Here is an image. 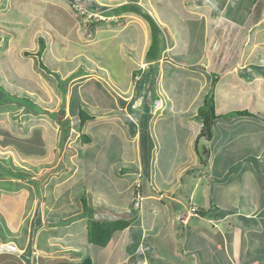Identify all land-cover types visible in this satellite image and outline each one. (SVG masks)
Listing matches in <instances>:
<instances>
[{
	"label": "crops",
	"instance_id": "1",
	"mask_svg": "<svg viewBox=\"0 0 264 264\" xmlns=\"http://www.w3.org/2000/svg\"><path fill=\"white\" fill-rule=\"evenodd\" d=\"M93 1L95 0L87 2L88 10L92 8L90 6L97 9V3ZM175 1L177 9L173 8L174 0L171 4L165 0H146L149 6L152 5L148 8L151 14L147 15L154 22V17L159 20V25L155 22L158 29H166V43L158 52H165L169 47L173 57L161 63L163 67H160L158 81L156 78L158 94H167L170 97L158 98L163 106L157 107V110L154 108L152 115H162L166 101H178L180 97L185 99L183 96L186 94L179 93V90L176 97L174 92L168 94L171 90L170 84L176 81L173 73L167 72L170 69L168 66L175 63L192 69L196 74L192 79H196L194 83L198 85L187 99L191 104L193 118L185 123L192 139L188 136L187 142L181 148H186L191 154L200 149L201 157L194 159V168L199 171H183L177 178H170V181L164 175H160V178L159 174L155 176L156 171L151 166L154 164L151 160L156 150L155 136L150 125L153 118L148 115L145 121L143 115L138 120L134 115L136 111L129 107L135 99H132L133 93H129L133 90L129 86L135 82L133 74L140 67L138 61L133 62L127 58L124 65L117 66L111 64L113 58L109 61L85 59V51L70 43L67 53L65 49L60 55L62 51L58 49L54 52V47L50 48L44 40L45 37L41 36L46 43L43 52L45 63L48 66L49 62L54 63L53 68L56 70L63 64V67L76 68V72L81 69L85 71L82 74L73 72L71 77L98 76L93 82L97 92L89 96L90 93L83 87L70 89L72 92L69 94L75 100L76 108L85 104L87 109H91V118L87 120V126L81 133L80 144H75L77 149L79 146L82 157L74 156L75 161L67 159L72 170L66 168V179L48 181L31 177L28 173L25 179L0 176V238L4 243L7 242L4 247L7 252L5 255V250L0 252V260L4 256L8 259L15 255L20 257L19 264L79 262L86 257L91 258L94 264H264V110L248 109L258 97L262 96L264 100V73L258 68V65L264 67V50L261 51L263 57L260 59V52L254 50L252 40L253 37L255 41L258 40L257 34L264 30L261 28L264 23V0H238L235 4L238 9L227 5L228 0H210L207 9L193 7L192 0H180V5L179 0ZM40 2L32 4L33 2L26 1L22 3L23 9L30 10L29 16L39 11V16L43 17L44 6H38ZM129 2L135 4L133 0L108 1L113 5L114 13L110 23L114 25L116 19L127 24L134 21L132 27L128 24V27L138 29L131 37L133 40L137 38L139 42L133 45L136 49H132L133 54L140 58L139 54L145 53L146 59L148 36L143 32L145 21L142 22L141 15L126 11L124 7H128ZM198 3L199 0L196 5ZM13 6L16 8V4ZM121 7L123 8L120 9ZM213 7L214 11L211 13ZM56 12L45 9V13L53 21ZM41 20L46 24L43 30L48 37L46 40H50L51 36L64 39L61 32L59 34L51 31L48 26L51 23L45 22L43 18ZM190 24L197 31V38H191L181 27L185 26L189 30ZM58 30L61 31L59 28ZM126 39L127 45L123 46L121 42L120 45L117 44L118 47L116 45L118 54L114 58L117 63L125 58L119 56L120 53L125 48L131 49L128 35ZM39 43L41 44L40 39ZM40 44L35 53L40 49ZM116 49L113 50L115 53ZM251 49L254 50L250 52L251 56L260 59L257 62L244 59ZM25 51L22 50V55ZM186 52L193 53L187 60L180 57ZM22 55L14 59H22ZM216 57L223 61L224 71L212 68ZM205 62H210L211 67H205ZM227 62L232 64L228 65ZM107 69H122L123 72L113 73L110 70L104 82L99 77ZM56 70L52 72L59 75ZM139 72L146 73L141 72V69ZM38 73H35L34 78L38 77ZM143 74L136 81H140ZM62 77H66V74ZM209 78H214L215 82H211ZM133 86L135 88V84ZM211 88L212 93L209 95ZM62 91L66 92V89ZM200 92L205 93L201 101L198 94ZM231 93H237L242 100L240 108L232 107L239 108L233 109L234 112L247 110L250 112L248 115L231 114L229 112L232 108H225L224 98ZM41 96L47 97L44 93ZM205 97L210 100L214 97L217 118L212 125V138L203 137L197 141L203 126L195 114L194 106L196 101L206 104ZM71 102L70 100L68 106L70 113ZM183 110L187 112L188 109ZM181 111L179 110L180 113ZM124 115L133 123L131 130ZM241 119H251V124L258 130L252 131L246 127V136L241 135L242 129L239 131L237 126L241 125L238 123ZM232 126L236 129L233 136L228 129ZM118 131L121 134L127 133L126 139L134 145V155L125 157L128 166L120 168L115 160H111L110 144L106 139ZM82 135H88L90 140L84 141ZM100 142L103 144L100 145ZM155 158L156 156L154 160ZM220 158L227 164L224 163L223 166L220 163L222 166L218 168L216 162ZM196 160L198 163H195ZM171 169L167 170L168 175ZM248 170L259 183L257 187L250 185V178L242 179ZM227 173L229 178L226 177ZM238 180L244 181L239 187L232 189L234 181ZM101 182H106L107 188L105 185L101 186ZM77 190L78 196L75 195ZM192 206L198 210L195 214L190 212ZM260 219L262 223L259 222ZM93 222L103 224L109 232L108 241L103 245L90 241L89 227ZM45 230H53V236L45 239ZM30 235L32 241L28 242ZM30 242L32 243L29 244ZM40 249H44L43 252ZM26 250H30L31 259L24 256ZM44 253L50 259V255L54 253L63 255H59L53 262L45 263L44 259H39ZM1 263L12 264L5 261Z\"/></svg>",
	"mask_w": 264,
	"mask_h": 264
},
{
	"label": "rangeland",
	"instance_id": "2",
	"mask_svg": "<svg viewBox=\"0 0 264 264\" xmlns=\"http://www.w3.org/2000/svg\"><path fill=\"white\" fill-rule=\"evenodd\" d=\"M26 1H30L31 3L33 2L32 4H35L34 2L36 1L40 2L39 0H0V169L7 167L10 168L12 171L25 172L28 173L31 177L33 176L35 178L46 179L48 181H51L52 179L61 180V179H66L65 173H67L66 170L70 167V165L67 163L68 161L67 159H69L70 161H75L74 156H77L78 158L82 157L81 153L79 152V146L77 149L75 144L76 143L80 144L81 133L87 126L86 125L87 121L85 123L82 122L84 124L81 126L80 117L78 116V114L71 115L72 113L69 112L68 109L69 101L70 100L72 101L71 94L69 93L72 92L70 91V89L72 90L73 87L74 88L83 87L86 89V91H88V93H90L89 96H91V94L97 92V90L95 89L96 85H94L93 82H95L98 76L90 75V76H81V77H75V76L71 77V74H73V72H76L75 71L76 68L72 69V67H63L62 62H61L62 65H59L57 67L58 68L57 70L53 68L55 67V64L51 62H49L50 67L48 68L51 71L54 70L58 71L60 75V79L56 78L54 75L49 73L48 70L40 68L39 64L37 65L38 62L36 61L35 49L39 48L40 37L44 36L45 37L44 40L48 42V46L50 48L51 46L54 47L52 48L54 52H57L58 49L62 51L60 55L64 52L65 49H66L65 52L67 53L68 51L67 48L70 43V45L77 46L85 51V55H86V57H84L85 59L91 58L96 60V58H98L101 60L109 61V59L113 58L111 64L113 65L115 64L117 66H120V64L121 66L124 65V63H126L125 61L127 60V58L131 59L133 62L138 61L140 64L139 68L141 69V72H146V73L144 74V77H142L141 81L138 82L135 80L134 82L135 88L133 86L134 84L129 86L130 89H133L129 91V93H133L132 99L135 97V99L131 102V105H129V107L132 110L136 111V113L134 112V115L137 116L138 120L143 118L142 117L143 115L145 116L144 118L145 121L147 120L148 115L151 116V118H153L152 122H150V125H152V131L155 136L156 150H155V154L153 152V159L151 161H153L154 164H152L151 166L156 171L155 176L159 174L158 176L160 178V175H164L167 177L168 181H170L171 180L170 178L172 177L177 178L178 175H181L183 171L194 170V173H197L199 171V169L194 168L195 167L194 159L197 157H201L200 149H197L195 153L191 154L190 151H187L186 148H181L182 144L184 142H187L186 140L188 139V136L190 139H192V136L189 135V133L186 130V128L188 127L185 125L187 121H191L190 119L193 118L191 112L192 110L191 104L189 100L187 101V99L190 97L192 92H194V89L198 85L197 83H194V81L197 80L192 79L196 75L194 74L195 72L192 69H190L189 67L186 68L181 65L179 66V64H175V63H172L170 66H168L170 67V69L169 71L167 69V72L170 74L173 73L172 76L176 78V81L170 84L171 90L168 94H173L174 92L176 94L175 95L176 97L177 92L179 90L180 91L179 93L186 94L183 96L185 99L183 100L180 97L178 101H174V100L166 101V104L164 103L165 108L163 114L156 116L152 115L154 108H156L157 110V107H160L161 105L163 106L162 101L161 100L158 101V98L166 99L170 97L167 94H161V95L158 94L157 81L158 78L160 77L158 75L160 72V67L162 66L161 63H163L166 59L171 60L173 58L172 51L170 52L171 49L169 50V47L166 48L167 51L165 50V52L162 51L158 52V50H160V48H162L166 43V39L164 38L166 29L160 27V29L156 30L155 24L151 20L152 17H149L147 15V13L151 14L148 8H150L152 5L149 6V4L146 3V0H138V1L133 0L135 4L129 2V4H127L129 8L128 7L126 8L127 9L126 11H131V12L133 11L135 14L141 15L143 20L142 22L145 21L144 22L145 26H143V32H146L148 36L146 39L147 40L146 48L148 49V51L151 50L152 45H154L155 43H157L156 48L157 46L159 48V49L158 48L154 49V51H157L159 53L157 58L148 59L146 57L145 59V53L139 54V56L141 55L140 58H138L136 54H133L132 49L136 50L133 45H137L139 43L137 38H135L134 40L133 38H131L133 36V33L137 32L138 30L137 28L134 29L131 28L134 21H129L128 24H130L131 27H128L127 22H124L123 20L120 19H116L114 25L110 23V21L113 20L112 18L114 13L112 7L113 5L111 3H108L109 0L93 1L94 3L95 2L97 3L96 5L97 9L95 6H90V8L91 7L92 8L90 9L89 13H86L88 15L84 14L83 16L79 14L80 12L79 6L71 5L65 0H45V1L43 0L44 2L41 1L40 3H38V6L41 7L44 6L43 8L44 14L42 12V14L44 15L43 17L39 16L40 15L39 11L29 16V13H31L30 10L26 9L25 11L23 9V4ZM88 1L89 0H75V2L81 4L84 9H88L87 8ZM199 1L200 3L196 5L198 0H192V4L194 5L192 6L193 7L198 6L197 7L198 9L199 8L207 9L210 0H199ZM219 1L222 2V0ZM237 1L238 0H228L227 5L229 4L230 7H234ZM165 2L171 4L172 0H165ZM13 4H16V8L12 7ZM176 4L177 2L174 0V4L172 3V5H175V7L173 8L177 9ZM180 4L182 3H180L179 0V5ZM29 7H31V9L32 8L34 9V7L31 6L30 4ZM235 7H237V9L239 8L238 6ZM122 8L123 7H121L120 9ZM181 8L182 7H179V9ZM45 9H52L57 11L56 12L57 15H54L53 18L54 21L49 18L48 13H45ZM212 11H214V7L210 10L211 13H213ZM177 13H179V11H177ZM40 17L46 20L45 22L51 23L48 25L49 27H51L52 29L51 31L57 32L59 34L61 32L60 35L63 36L64 39H62V37L57 38L56 36H51L50 40H46L48 37H46L43 32L46 24L42 22ZM181 18H183L182 15ZM154 19L157 25H159L158 24L160 23L159 20H157L155 17ZM190 25L191 27L189 28V30L185 26H181V27H183L182 29L184 32L186 33L188 32L191 38L194 36L197 38L198 36L197 31L194 30L192 24ZM58 28L61 31H59ZM261 28L264 29V23H262ZM127 35H128V39H130L129 40L130 43L128 42V45H131V49L129 50V48L126 49L124 47L125 49L122 51V53H120L119 56L122 55V57L125 58L123 59L122 62H118L119 63L118 65L117 61L115 60L116 58H114L115 56L117 57L118 54L117 52L118 49H116L118 47L117 44L121 42L123 46L127 45L126 44ZM115 36L119 38H115ZM177 38H179V36H177ZM116 39H118L119 42H117ZM257 39L258 40L255 41L254 37L252 38V40L254 41L253 47L256 52H260L258 56L261 59L263 57L261 51L264 50V30L260 31L259 35L257 34ZM250 41L251 39L248 42ZM162 42H164V44H162ZM4 46L6 47L4 48ZM115 49L117 53L113 51ZM22 50H29L30 52H32V54L22 55L21 53ZM254 50L251 49L245 55L246 58L244 59L247 61H256V62L260 60L259 57L258 59L257 58L255 59L253 56H251L252 54H250V52ZM18 51L19 53H17ZM192 54L193 53L186 52L185 54L182 53L180 57L187 60L189 56L192 57ZM18 55L19 56L22 55L23 58L21 59L18 57L15 60L14 57ZM44 55L45 53H43L42 55L43 60L45 58ZM205 63H206L205 67L208 68L210 62L209 64L208 62ZM227 63L228 65L232 64L231 62H227ZM213 64L215 65H213L212 68L215 69L216 71L225 70V68L223 67V61L221 59L216 57V59L213 60ZM33 67L34 69L41 71V72L39 71L41 74L37 72L38 77L36 78H34V75L36 74L32 70ZM210 67L211 65H209V68ZM147 68L148 70H150L151 68L149 73H147L148 72ZM110 70H112L113 73L123 72L122 69H109V70L107 69L104 73H101L99 79L105 82L109 76L108 72ZM167 72L165 70L166 75L169 76ZM63 74H66V77L63 78L62 77ZM142 74L139 72L138 75H136L137 76L136 79L140 78ZM10 75L12 77H10ZM185 76H187L188 78L185 79ZM178 80H180V82H178ZM209 80H211V82H215L214 78H209ZM59 84H61L62 87ZM35 87L38 88L37 90L34 91ZM212 88L208 91L209 95L212 93ZM63 89H66V92H63L62 91ZM30 92L32 93L31 96L33 97L35 103L38 104V106H40V109H33L31 105H29L28 99H27L28 102H24V103H21V101L17 100V98H21V96L24 97L26 94ZM165 92L167 93V91ZM43 93L47 95L46 98L44 96H41ZM218 93L219 92H217V94ZM198 94L200 97L199 98L200 101L201 98L203 100L204 97L202 96L205 93L200 92ZM262 95L264 96V94ZM128 98H130L129 95ZM102 99L104 100L105 98ZM208 99L210 98L205 97L204 101L207 104H211V102H209ZM224 102L226 104L225 105L226 109H230L232 107L240 108V104L242 103V100L237 93L236 95H234V93H231L230 95H227V97L224 98ZM156 103L158 104L156 105ZM204 107L206 108L205 104L203 105L198 101L195 102V106H194L196 111L195 114L196 116H198L197 118L200 120L202 126L204 124H203V117L201 114V110ZM239 108H232L230 109L231 112L229 113L236 114L234 112L235 110L233 109H239ZM251 108L256 110H264V100L262 99V96L258 97L257 101H255L252 104V106L250 105L248 109ZM88 109H86V112L89 114L91 113L90 112L91 109L89 110ZM183 109H188V110L186 112ZM179 110H182L181 111L182 113H180ZM52 114H56L57 116H53ZM139 114H141V116L138 117ZM124 120H127L125 118V115H124ZM127 121H128V126L130 127L129 130H131V126L133 127V123L130 122L129 120ZM250 121L251 119L239 120L238 123L241 125H237V126L239 127V131L242 129L241 135L246 136L245 134V130L247 129L246 127H248L252 131L254 129L258 130V128L253 126ZM139 123H140L139 126H141L142 125L141 122ZM93 127H95V125H93ZM228 129H229V134L233 136L236 130L235 126L228 127ZM64 130L67 133L65 135H64ZM260 130L263 131V128H260ZM247 135L251 136L252 134H247ZM126 136L127 133L121 134V132L118 131L113 135H111L109 139L106 138L107 142L110 144L109 155L111 157V160L116 161L117 163L116 165L119 166L118 168L127 165V162H125V157L127 155L129 157H132L134 155V145H132L131 142L126 139ZM202 139L203 137L199 138V140ZM49 143H54V145L50 146ZM101 144H103V142H100V145ZM154 156H156L155 160H154ZM44 158L46 159V161H43L45 160ZM41 160L42 162H40ZM224 161L225 160L221 158L218 159L216 162V167L220 168L222 166L221 164L224 163L227 164V162ZM195 163H198V160H196ZM223 166H225V164ZM170 168L172 169L170 175H168L167 170H170ZM68 170L71 171L72 169L69 168ZM229 173L226 174L227 178H229ZM246 178L247 179L250 178L248 180L250 182V185L252 184L255 187L258 186L259 183L257 182V180H254L253 174L250 172V170H248L245 173V176L242 179H246ZM242 181L240 180L234 181L232 189L239 187L238 185L241 184ZM35 183L38 185L37 182ZM138 183L139 181L137 182V184ZM229 183L230 182H228V184ZM100 185L101 186L105 185L107 188L106 182H101ZM72 187H74V185H72ZM75 195L77 196L79 195L78 190ZM250 196L251 194L248 197ZM259 222L262 223V219H260ZM51 236H53V230L44 231L43 237L45 239ZM28 238H29L27 239L28 242L30 240L32 241L31 235ZM31 243L32 242H30L29 244ZM5 244H7V242L4 243L0 238V252L5 250L4 255L7 252L6 249L4 248ZM54 254L50 255L51 257L50 259L48 257L49 255H46L44 253L41 254L42 256L39 257V259L41 261L42 259H44L43 261L45 263L53 262L55 261L54 259H56L59 255L60 256L63 255L62 253H60L59 255L57 254L54 255ZM24 256H27L28 259H31L32 257L30 255V250H26ZM4 257L6 258V260L5 258H1V260L5 261V263L9 262L12 264H19L18 262H20L19 260L20 257L15 255L10 256L8 259L7 256ZM1 260H0V264H4L1 263L3 262Z\"/></svg>",
	"mask_w": 264,
	"mask_h": 264
},
{
	"label": "trees",
	"instance_id": "3",
	"mask_svg": "<svg viewBox=\"0 0 264 264\" xmlns=\"http://www.w3.org/2000/svg\"><path fill=\"white\" fill-rule=\"evenodd\" d=\"M65 1H67L71 5H74L76 3L75 0H65ZM124 8H127V7H124ZM82 16H83V14H82ZM152 22L155 24V22L153 20H152ZM155 28H156V30L158 29L156 26H155ZM40 42H41L40 49L36 52V61L38 62L37 65L39 64L40 68L48 70V72L51 73L52 75H54L56 78H60V76L57 73L52 72L50 69H48L49 66L45 63V60H43L42 55H43V52L45 50V41L43 40V38H40ZM156 45H157V43L152 45L151 50H149L147 52V58L148 59L149 58H157L158 57L159 53L157 51H154V49L158 48V46L156 48ZM5 47L6 46H4V48ZM2 50H4V49H2ZM29 54H32V52H30L29 50H26L25 53H24V55H29ZM84 54H85V52H84ZM152 65H154V64H152ZM258 68L261 71V73H264L263 65H258ZM32 70L35 73H37V71H40V70L34 69V67L32 68ZM150 70H151V68H150ZM150 70H148L147 73H149ZM139 71H140V69L138 68V70H136L134 72V74H133V76L135 75L134 76V80H136V77H137L136 75H138ZM83 72H85V71H83L81 69V70H79L76 73L82 74ZM10 77H12V76L10 75ZM143 77H144V74H143ZM59 85H61V84H59ZM61 87H62V85H61ZM31 94L32 93L30 92V93H28V94H26L24 96L26 98L21 96L22 99L21 98H17V100L21 101V103L28 102V100H29V105H31V107L33 109H40V106H38V104L35 103V101L33 100V97L31 96ZM30 97H31V99H30ZM208 100H209V102H211V104H207L205 102L206 103L205 104L206 108L204 107L201 110V114H202V117H203V124L204 125L202 127V131L197 136V141L199 140L200 137H205L207 139H211L212 136H213L212 125L214 123V119L217 118V115L215 113L214 97H211V100L210 99H208ZM71 103H72L71 104V113H72L71 115L78 114V116L80 117V125L82 126L88 119L91 118L90 114H88L86 112L87 106L85 104H80V105L77 106L78 108H76V106H75L76 102H75L74 99L72 100ZM235 113L236 114H240V115H248L250 112L247 111V110H238ZM52 115L53 116H57L56 114H52ZM82 122H84V123H82ZM65 134H67V133L64 130V135ZM82 139L84 141L90 140L88 135H82ZM26 175L27 174L24 173V172L12 171L10 168H7V167H5L3 169H0V176H11V177H14V178L25 179L24 177ZM196 212H198V210ZM202 214H204V213H202ZM89 238H90V241H92V242H94L96 244H99V245H103V244H105L108 241L109 232L106 229V226H104L103 224H101L99 222H93L92 225L89 227ZM53 264H94V263H93L91 258L86 257L85 259H83V260H81L79 262H58V263H53Z\"/></svg>",
	"mask_w": 264,
	"mask_h": 264
},
{
	"label": "built area",
	"instance_id": "4",
	"mask_svg": "<svg viewBox=\"0 0 264 264\" xmlns=\"http://www.w3.org/2000/svg\"><path fill=\"white\" fill-rule=\"evenodd\" d=\"M74 5H77V6H79L80 7V14L82 15H88V14H86V13H89L90 11L88 10V9H84L83 8V6L81 5V4H79V3H75ZM196 211H197V208L196 207H194V206H192L191 207V210H190V212H191V214H195L196 213Z\"/></svg>",
	"mask_w": 264,
	"mask_h": 264
},
{
	"label": "bare ground",
	"instance_id": "5",
	"mask_svg": "<svg viewBox=\"0 0 264 264\" xmlns=\"http://www.w3.org/2000/svg\"><path fill=\"white\" fill-rule=\"evenodd\" d=\"M78 8V7H77Z\"/></svg>",
	"mask_w": 264,
	"mask_h": 264
},
{
	"label": "clouds",
	"instance_id": "6",
	"mask_svg": "<svg viewBox=\"0 0 264 264\" xmlns=\"http://www.w3.org/2000/svg\"><path fill=\"white\" fill-rule=\"evenodd\" d=\"M90 11V10H89Z\"/></svg>",
	"mask_w": 264,
	"mask_h": 264
}]
</instances>
